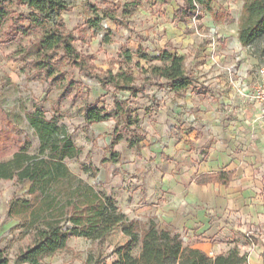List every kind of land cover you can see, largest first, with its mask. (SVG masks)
<instances>
[{
	"label": "rangeland",
	"instance_id": "obj_1",
	"mask_svg": "<svg viewBox=\"0 0 264 264\" xmlns=\"http://www.w3.org/2000/svg\"><path fill=\"white\" fill-rule=\"evenodd\" d=\"M64 1L68 7V11L61 13L64 29L73 34L72 44L81 56H91L85 58L90 70L114 73L119 68H128L138 76L136 83H140L149 64H159L147 62L141 55L154 57L166 48L184 57L185 68L194 78L193 87L175 94L164 81L157 79V85H146L144 94L135 96L110 85L103 89L95 78L84 75L67 61H59L61 53L52 59V73L45 77L33 65L38 59L37 39L41 33L37 29L18 33L13 19L19 13L26 16L29 10L11 6L0 26V159L9 158L24 144H28L30 153H37L39 138L30 125L29 115L39 109L47 119L57 116V124L66 128L73 143L81 149L77 158L64 160L69 170L97 192L111 196L121 209L129 206L135 193L142 195L139 202L143 201L151 181L160 182L166 175H184L192 182L208 162L214 164L209 170L215 166L234 167L237 173L230 188L236 190L242 189V175L264 173L263 122L258 119V112L249 110L243 83L230 81L231 86L225 69V64L242 63L251 68L264 65V36L251 46L230 45L237 32L242 5L239 0H214L211 7L215 18L199 5L196 15L187 23L174 18L183 0ZM104 12H111L114 20L103 17ZM55 21L56 16L52 15L47 25ZM19 24L28 26V21L21 19ZM225 49L229 52L228 61L220 57ZM123 50L130 53V60L123 57ZM115 96L130 117L137 119L133 128L144 134L145 139L137 148L128 147L130 133L123 122L119 123L122 139L113 148L118 161L101 162L109 158L108 145L115 135ZM90 107L104 108L110 118L86 128L83 116ZM81 163L97 171L84 172ZM28 186V182H0V250L9 264H14L15 254L30 243L29 236L21 233L23 228L16 225L18 222L6 215L13 197L28 198ZM207 188L222 187L210 184ZM124 214L134 219L129 211ZM149 219L157 223L150 215ZM223 223L243 225L241 218ZM232 232L235 237L228 242L240 247L239 251L246 255L256 249L259 241L264 248V229L246 227L238 237L235 230ZM127 240L117 225L101 241L71 237L64 249L44 261L47 264H94L96 260L110 263L116 258L114 249ZM182 240L185 245L193 241ZM138 250L137 245L132 254Z\"/></svg>",
	"mask_w": 264,
	"mask_h": 264
},
{
	"label": "trees",
	"instance_id": "obj_2",
	"mask_svg": "<svg viewBox=\"0 0 264 264\" xmlns=\"http://www.w3.org/2000/svg\"><path fill=\"white\" fill-rule=\"evenodd\" d=\"M153 1L165 3L167 0ZM213 1L183 0V5L174 12V18L182 23L189 22L196 15L199 5L215 18L211 7ZM11 6L29 10L26 16L19 13L13 19V27L18 33L25 34L32 29L41 33L37 39L38 59L33 65L45 77L52 73V59L61 53L59 61H67L84 75L95 78L103 89L110 85L117 91L135 96L144 94L146 85H157V79L164 81L175 94L193 87L194 78L185 68L184 57L166 48L154 57L145 53L141 55L147 62L156 61L159 64L150 63L143 71L145 76L140 83H136L138 76L128 68H119L114 73L110 70H90L85 58L91 56H81L72 44L73 34L64 29L61 13L68 11L64 0H0V26ZM52 15L56 16V21L48 26ZM103 17L114 20L111 12H104ZM21 19L27 20L28 26L19 24ZM263 36L264 0H242L237 22L239 43L243 47L251 46ZM123 57L126 60L131 58L127 50H123ZM113 102L115 135L108 145L109 158H103L101 162L118 161V154L113 148L122 139L118 132L119 123L123 122L130 133L128 147L137 148L145 139L144 134L133 128L137 119L131 118L129 111L120 106L122 101L115 96ZM83 117L84 126L88 128L91 124L108 120L110 114L104 108L90 107L85 109ZM29 121L39 138L37 153H30L28 144H24L9 158L0 159V182L14 180L18 184L29 183L28 198L13 197L6 213L9 219L18 222V227L23 228L22 235L30 238V243L15 254L14 264H47L44 259L64 249L71 237L101 241L117 225L121 226L128 240L114 249L116 258L112 262L96 260L94 264H247V255L241 254L236 246L226 254L211 257L198 248L185 245L180 233L171 228H161L152 219L141 223L128 218L111 196L97 192L69 170L64 160L77 158L81 149L73 143L66 128L57 124V116L47 119L39 109H34ZM80 168L84 172L97 171V168L82 163ZM233 175L234 171L221 170L200 174L194 181L198 185L219 183L227 186ZM137 245L139 250L134 255L132 251ZM90 260L91 257L89 263ZM0 264H9L1 250Z\"/></svg>",
	"mask_w": 264,
	"mask_h": 264
},
{
	"label": "crops",
	"instance_id": "obj_3",
	"mask_svg": "<svg viewBox=\"0 0 264 264\" xmlns=\"http://www.w3.org/2000/svg\"><path fill=\"white\" fill-rule=\"evenodd\" d=\"M239 1L242 4V1ZM230 45L235 48L240 46L236 31L235 36L231 38ZM226 50L220 54L222 61L227 59L229 52ZM237 66L242 71L249 68L242 63ZM227 79L230 84L229 77ZM236 80L241 81L246 90L249 89L248 78L239 77ZM248 104L250 111L257 112L254 104ZM211 163L208 162L206 166H202L195 178L204 173L221 170L234 171L233 178L227 186L219 183L198 185L195 181L189 182L184 175L173 177L166 175L162 181H151L148 184L143 201L139 202L142 195L135 193L130 201V208L124 206L121 209L118 204L117 206L123 213L124 211L131 212V218L137 220L146 221L149 215L154 217L161 228H171L184 234L183 237L181 236L184 240H193L190 245L204 251L207 255L211 253L212 257H215L226 254L235 245L228 242L233 241L235 237V232L232 230L236 231L238 237V233L246 227L252 230L262 229L263 231L264 229V173L242 175L240 180L243 184L242 189L236 190L230 188L237 173L235 168L215 166L209 170L211 165H214ZM210 184L222 188L210 190L207 188ZM213 214L215 216L211 217ZM235 218H241L243 225L221 224V221L232 223ZM237 248L240 249L238 246ZM255 248L252 252H248L247 264H264L262 242L259 241Z\"/></svg>",
	"mask_w": 264,
	"mask_h": 264
},
{
	"label": "built area",
	"instance_id": "obj_4",
	"mask_svg": "<svg viewBox=\"0 0 264 264\" xmlns=\"http://www.w3.org/2000/svg\"><path fill=\"white\" fill-rule=\"evenodd\" d=\"M226 73L229 80L234 83L239 77L249 79V89L245 93L247 102L256 106L258 112V119L264 123V65L255 68H246L244 71L235 64H226ZM243 93V91H240ZM209 256L212 257L210 253Z\"/></svg>",
	"mask_w": 264,
	"mask_h": 264
}]
</instances>
